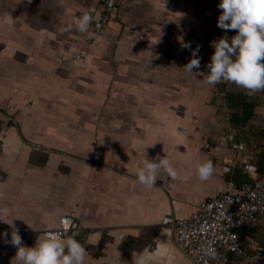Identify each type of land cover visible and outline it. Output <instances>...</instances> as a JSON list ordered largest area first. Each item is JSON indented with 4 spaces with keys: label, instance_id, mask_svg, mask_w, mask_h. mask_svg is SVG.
I'll use <instances>...</instances> for the list:
<instances>
[{
    "label": "crops",
    "instance_id": "obj_1",
    "mask_svg": "<svg viewBox=\"0 0 264 264\" xmlns=\"http://www.w3.org/2000/svg\"><path fill=\"white\" fill-rule=\"evenodd\" d=\"M104 1L0 0V21H10L0 23V208L27 246L61 216L75 217L85 264H135L144 250H156L151 264H194L163 220L187 218L216 196L245 154L253 166L261 161L264 143L253 141L264 133V105L254 107L247 138L229 117L233 129L223 132L209 107L227 100L222 81L204 82L206 64L184 67L185 42L202 58L211 47L210 0H119L95 35ZM83 11L93 17L87 32L60 30ZM158 153L177 176L140 184L138 167ZM207 160L214 172L202 181L196 164ZM5 231L8 239L12 225L0 220V264H12L17 248ZM253 232L243 238L262 244Z\"/></svg>",
    "mask_w": 264,
    "mask_h": 264
},
{
    "label": "clouds",
    "instance_id": "obj_2",
    "mask_svg": "<svg viewBox=\"0 0 264 264\" xmlns=\"http://www.w3.org/2000/svg\"><path fill=\"white\" fill-rule=\"evenodd\" d=\"M217 6L223 10L218 18V26L238 31L231 37L225 35L212 41L215 51L207 63L209 71L203 75L204 82L216 84L231 81L248 89L249 94L264 89V0H220ZM92 20L91 13L83 11L60 30L75 28L80 32H87ZM9 22L8 17L0 21ZM183 47L192 51V58L184 65L186 70L192 72L194 68L199 69L202 59L199 55L200 46L192 49L191 43L185 42ZM147 146L149 145L145 147ZM196 169L200 180H208L214 172L213 161L197 162ZM164 174L174 179L177 170L168 155L160 156L159 153L156 158L144 159L137 169L139 183L148 187L155 186L158 178L164 179ZM5 211L6 207L0 208V220L12 225L10 239H7V231L3 233L5 242L17 248L12 264H85L88 251L75 236L67 234L68 221L63 216V230L44 231L33 246H27L13 219H4ZM202 250L206 256H217L211 242L203 246ZM155 251L146 255L144 250L138 261L135 258V264H151L154 258L151 253Z\"/></svg>",
    "mask_w": 264,
    "mask_h": 264
},
{
    "label": "built area",
    "instance_id": "obj_3",
    "mask_svg": "<svg viewBox=\"0 0 264 264\" xmlns=\"http://www.w3.org/2000/svg\"><path fill=\"white\" fill-rule=\"evenodd\" d=\"M118 5L119 0L103 2L100 18L93 27L95 35L104 30ZM82 57L83 54L78 56ZM233 139V136H227V140L232 142V148L245 152ZM248 159L245 155L242 160L243 171L254 179L253 183L238 186L230 183L216 196L203 201L189 217L169 216L163 220V226L172 232L175 245L194 264H238L231 261V256L241 264H264V245L243 238L245 232L257 230L264 221V177H257L256 166ZM63 218L68 221L67 234L74 236V232L80 229L79 222L73 216L66 215ZM57 229L63 230L61 218L59 226L53 230ZM19 231L24 240V234ZM10 237L11 233L8 239ZM209 242L217 252L215 258L203 253L202 247Z\"/></svg>",
    "mask_w": 264,
    "mask_h": 264
},
{
    "label": "rangeland",
    "instance_id": "obj_4",
    "mask_svg": "<svg viewBox=\"0 0 264 264\" xmlns=\"http://www.w3.org/2000/svg\"><path fill=\"white\" fill-rule=\"evenodd\" d=\"M213 4H214V6H212V10H211V12H212V15L213 16H210V19L212 20V22H210V23H208V25H209V33H210V39H212L213 41L214 40H216V39H218V38H220V37H223V36H228V37H231V36H233V35H235L236 34V32L238 31L237 29H223V28H221V27H219L218 26V18H219V15L221 14V12L223 11L222 9H220L217 5L219 4V2H220V0H210ZM216 8L218 11H216V10H213L214 8ZM215 51V49H214V47H213V44H212V42H211V47H209V49L206 51V57L204 56V58H202L201 59V65H204V64H206L207 65V63L210 61V59H211V55H212V53ZM201 54L202 53H200V56H201ZM204 55V54H203ZM206 59H208L209 61H206ZM203 60V61H202ZM222 82H226L227 83V85H230V87H231V89L233 88H240V89H242L246 94H247V96H249L250 98H252V100H248V102H255V104H258V105H260V106H262V105H264V100H254L253 98L254 97H251V96H253L255 93H264V89H262V90H259V91H255V92H253L252 94H249V90L248 89H246V88H244V87H242V86H240V85H237V84H235L234 82H231V81H222ZM223 88V85L222 86H220V89H222ZM220 91H222V90H220ZM216 101H217V103L218 102H220V104L218 105L217 103H216ZM223 102H225V105H224V103ZM213 103L215 104V105H213ZM213 103H211V106H209L210 107V111H213V114L215 113V115H216V118H219V117H221V118H223V121L221 120V124H222V122H223V124L224 125H222V126H219V128L220 129H224L223 130V132L224 131H226L225 130V128L226 127H228V125H229V122H228V117L230 118V116H232L231 114H232V110L229 108V105H228V100H214L213 101ZM213 106L215 107V109L213 108ZM219 121V120H218ZM220 122V121H219ZM220 124V125H221ZM248 124H250V122L248 123ZM226 126V127H225ZM250 126L251 125H245V126H240V128H235V129H237V130H240V133H241V136L245 139V138H247V135H248V128H250ZM254 126H258V127H260V128H262L260 125H258L257 123L254 125ZM244 127H245V130H244ZM229 128L230 129H233V128H231V125H229ZM247 129V130H246ZM254 130V129H253ZM239 132V131H238ZM256 132H257V135L259 136L260 135V137H256V139L253 141V143H255L256 145L258 144H260V143H264V133L262 134V132H263V130H256ZM253 133V132H252ZM254 134V133H253ZM255 135V134H254ZM249 141H251V139L249 140ZM254 144V145H255ZM254 150V149H253ZM252 150V151H253ZM261 152V151H260ZM253 154H254V151L252 152ZM263 153V152H262ZM262 153H255V154H257V156L258 157H260L261 156V154ZM246 155V154H245ZM244 159V157L243 158H241V160H243ZM242 162V161H241ZM261 226H263V228H264V222L262 223V225ZM260 226V227H261ZM260 228L256 231V237L255 238H257L258 240H260L261 238H260V236L261 235H263V234H261L260 232ZM261 235H260V234ZM262 240V239H261Z\"/></svg>",
    "mask_w": 264,
    "mask_h": 264
},
{
    "label": "trees",
    "instance_id": "obj_5",
    "mask_svg": "<svg viewBox=\"0 0 264 264\" xmlns=\"http://www.w3.org/2000/svg\"><path fill=\"white\" fill-rule=\"evenodd\" d=\"M223 85L222 93L225 94L226 99L228 100L229 108L232 110V116H230V121L233 127H239L244 126L248 123V121L253 117V110L256 106L255 102H248V100H252L247 95L244 94H232L226 90V83L221 82V86ZM261 161L256 164L257 173H259V177H264V152L261 154ZM244 165L238 166L234 169L233 174L231 178H229V184L232 183L234 185H241L244 183H253L254 180L248 175L244 174ZM260 233V240H257L259 242H262L264 245V228L263 226L259 227ZM258 228V229H259ZM257 229V230H258ZM255 230L253 233L256 234Z\"/></svg>",
    "mask_w": 264,
    "mask_h": 264
}]
</instances>
